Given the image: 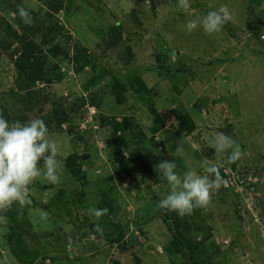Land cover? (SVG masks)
Here are the masks:
<instances>
[{"label":"rangeland","instance_id":"obj_1","mask_svg":"<svg viewBox=\"0 0 264 264\" xmlns=\"http://www.w3.org/2000/svg\"><path fill=\"white\" fill-rule=\"evenodd\" d=\"M48 1L0 0V115L41 119L51 104L67 115L49 131L60 180L36 178L31 203L3 213L0 264H264V0H61L52 15ZM18 5L62 51L51 57L61 79L30 85L31 100L14 85ZM221 6L219 32L185 30ZM80 47L89 61L77 71ZM213 131L243 155L224 161L210 204L183 217L160 209L168 185L155 166L205 175L202 161L222 159Z\"/></svg>","mask_w":264,"mask_h":264},{"label":"clouds","instance_id":"obj_2","mask_svg":"<svg viewBox=\"0 0 264 264\" xmlns=\"http://www.w3.org/2000/svg\"><path fill=\"white\" fill-rule=\"evenodd\" d=\"M186 3L187 0H179L180 7ZM17 8L21 20L31 26L34 21L30 13L23 6L18 5ZM229 19L227 9L221 6L202 17L190 20L185 25V30L191 33L199 27L211 35L219 32ZM208 147L222 159L215 164H209L207 159L202 161L205 175L189 170L181 176L176 171L174 161H161L155 166L168 185L167 195L158 203L160 209L175 211L183 217L210 204L213 190L219 189L222 183L220 169L224 166V161L234 163L243 155V151L239 143L222 131L211 133ZM41 160L43 168L39 166ZM61 172L62 164L57 160V145L49 138V130L43 119L34 118L25 123L17 120L9 124L0 115V225L9 223L8 217L3 213L10 211L14 203L20 206L31 203L28 199L29 185L36 178L43 176L51 184H56ZM43 203L47 204L48 201L44 200ZM89 212L99 217L107 210L93 208ZM94 230L103 235V229L99 225Z\"/></svg>","mask_w":264,"mask_h":264},{"label":"trees","instance_id":"obj_3","mask_svg":"<svg viewBox=\"0 0 264 264\" xmlns=\"http://www.w3.org/2000/svg\"><path fill=\"white\" fill-rule=\"evenodd\" d=\"M48 7L51 10L49 14L52 15L61 9L62 1L49 0ZM26 10L30 13L34 21L31 26L26 25L21 20L18 10L15 11L17 17H14L15 24H17L19 30V35L14 38L17 42L16 49L13 50L15 54L13 65L16 71L14 85L17 90H24L25 94H32L26 95V97L31 100V97H35L36 92L29 89L30 85L39 83V85L43 86V84H51L61 79L60 73L52 74L51 68L54 63L52 58L59 55L62 51L60 50L61 45L52 43L53 38L48 37V33H51V28L47 29L46 20L39 21L42 17L39 16L38 18L34 11L29 9ZM63 54H66L69 57L68 50L64 51ZM70 58L71 62L77 66V71L87 65V62L89 61V55L87 54V49L85 47H80V49L76 51V55H73ZM82 58H84L83 61ZM54 65L57 66V63ZM39 91L40 89L37 90V92ZM57 105L58 104H51L49 115H42L49 131H51V128L54 129L60 127L67 119L64 108H62L61 105ZM11 119L12 122L18 120L21 123H25V120L22 118V120L19 119L18 116ZM115 123L121 125V123L116 120ZM70 163V159H67L66 164L69 166ZM11 236L12 235L8 236V243L13 242L11 248H15L16 245ZM190 264H194V261Z\"/></svg>","mask_w":264,"mask_h":264}]
</instances>
